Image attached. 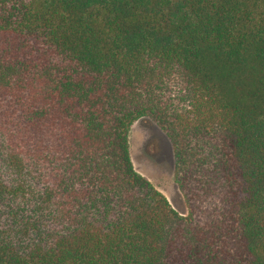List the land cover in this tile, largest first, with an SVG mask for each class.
I'll return each mask as SVG.
<instances>
[{
  "label": "trees",
  "instance_id": "1",
  "mask_svg": "<svg viewBox=\"0 0 264 264\" xmlns=\"http://www.w3.org/2000/svg\"><path fill=\"white\" fill-rule=\"evenodd\" d=\"M0 264H264V0H0Z\"/></svg>",
  "mask_w": 264,
  "mask_h": 264
},
{
  "label": "rangeland",
  "instance_id": "2",
  "mask_svg": "<svg viewBox=\"0 0 264 264\" xmlns=\"http://www.w3.org/2000/svg\"><path fill=\"white\" fill-rule=\"evenodd\" d=\"M130 152L138 172L147 177L183 215L188 206L176 180V157L172 140L152 118L134 121L129 132Z\"/></svg>",
  "mask_w": 264,
  "mask_h": 264
}]
</instances>
